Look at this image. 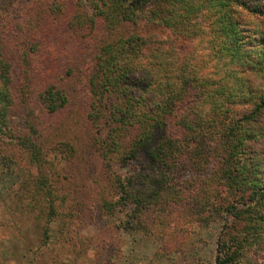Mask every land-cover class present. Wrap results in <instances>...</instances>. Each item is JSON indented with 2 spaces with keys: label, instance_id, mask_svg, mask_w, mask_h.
Here are the masks:
<instances>
[{
  "label": "rangeland",
  "instance_id": "obj_1",
  "mask_svg": "<svg viewBox=\"0 0 264 264\" xmlns=\"http://www.w3.org/2000/svg\"><path fill=\"white\" fill-rule=\"evenodd\" d=\"M240 1L247 6L239 9L240 18L253 29L263 19L264 0ZM9 2L12 25L5 47L15 67L10 120L15 133L38 144L42 156L41 165L32 164L28 152L15 144L5 147L7 159L0 155V264H216L219 246L250 225L254 237L237 264H264V199L250 189H228L217 170L219 163L225 168L231 164L222 157H193L195 165L184 161L187 168H174L167 191L154 187L152 180L160 177L143 154L124 166L107 165L96 141L99 125L89 117L96 56L114 38L105 24L77 25L73 0ZM54 4L60 9L52 13ZM154 32L176 43L181 62L207 77L223 75L225 61L219 63L211 51L210 34L199 32L184 44L171 31ZM52 86L66 92L68 103L51 114L39 94ZM253 86L258 94L264 92V73L253 79ZM174 125L161 134L181 136L180 126ZM252 147L260 152L254 155L261 165L256 174L242 175L260 185L264 141ZM251 154L253 150L247 158ZM110 170L122 181L135 174L136 194L127 203ZM47 189L53 207L39 195Z\"/></svg>",
  "mask_w": 264,
  "mask_h": 264
},
{
  "label": "trees",
  "instance_id": "obj_2",
  "mask_svg": "<svg viewBox=\"0 0 264 264\" xmlns=\"http://www.w3.org/2000/svg\"><path fill=\"white\" fill-rule=\"evenodd\" d=\"M73 1L77 25L95 28L101 22L114 37L101 47L89 80L93 101L89 117L99 125L96 141L107 165L124 166L143 154L153 166L151 172L160 177L152 180L154 187L167 191L174 183L170 178L174 168H187L184 161L195 165L193 157H222L223 163L231 164L225 168L219 163L217 170L228 189L237 193L250 189L264 199V183L242 175L243 171L256 174L261 165L259 158L255 164L254 154L260 152L252 144L264 141V92L257 93L253 79L264 73V13L252 29L248 19L240 18L239 9L247 8L240 0ZM9 6V0H0V155L7 159L5 147L15 144L39 166L38 144L28 135L15 133L10 120L15 67L5 47L12 25ZM57 9L58 4L49 6L52 13ZM127 27L128 33L119 32ZM155 30L171 31L184 44L200 33L210 34L211 51L219 63L225 61L223 75L207 77L200 68L181 62L176 43L152 34ZM39 95L51 114L68 103L66 92L56 86ZM174 123L180 126L181 136L161 134ZM251 150L254 156L247 158ZM112 175L120 199L127 203L126 198L136 194L135 174L125 181ZM39 195L53 207L50 189ZM254 230L251 225L242 228L221 244L216 264H237Z\"/></svg>",
  "mask_w": 264,
  "mask_h": 264
}]
</instances>
